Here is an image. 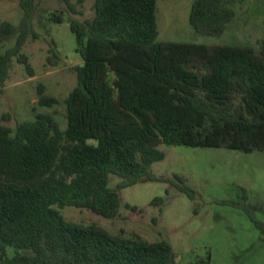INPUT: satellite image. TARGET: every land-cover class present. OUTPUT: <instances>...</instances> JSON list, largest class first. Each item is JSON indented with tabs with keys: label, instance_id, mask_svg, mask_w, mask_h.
Masks as SVG:
<instances>
[{
	"label": "trees",
	"instance_id": "obj_1",
	"mask_svg": "<svg viewBox=\"0 0 264 264\" xmlns=\"http://www.w3.org/2000/svg\"><path fill=\"white\" fill-rule=\"evenodd\" d=\"M243 1L194 0L190 23L199 33L221 34L235 15L232 6ZM20 5V26H0V93L14 58L34 76L22 51L37 0ZM156 12L157 0H96L92 20L70 23L83 64L65 99L66 129L50 114L15 130L0 126V264H175L165 240L112 236L66 221L59 209L117 217L119 190L164 181L151 171L165 158L161 144L264 150V51L158 42ZM52 20L62 23V14ZM13 38L14 46L3 51ZM39 93L40 106L57 103ZM112 175L121 179L116 189L109 186ZM163 203L157 198L152 205ZM188 264L212 263L207 257Z\"/></svg>",
	"mask_w": 264,
	"mask_h": 264
},
{
	"label": "rangeland",
	"instance_id": "obj_2",
	"mask_svg": "<svg viewBox=\"0 0 264 264\" xmlns=\"http://www.w3.org/2000/svg\"><path fill=\"white\" fill-rule=\"evenodd\" d=\"M21 0H0V26L16 27L24 17ZM37 0L31 21L32 34L23 48L33 67L30 76L17 59L0 93V126L15 130L19 123L50 114L62 129L67 126L65 99L77 86V68L83 64L77 52L72 20H92L96 0ZM194 0H157L158 42L213 46L252 47L264 51V0H244L232 6L235 13L223 33L197 32L190 23ZM62 14L63 22L53 21ZM15 38L2 49L13 47ZM55 98L52 107L39 105L40 93ZM239 102H235L238 107ZM164 160L154 163L152 173L164 181H142L119 190L120 213L105 218L86 209H59L68 222L97 226L123 239L165 240L176 255L175 264L211 258L212 264H264V150L246 153L228 148L159 145ZM176 176L197 192L195 199L181 192ZM121 181L110 176L109 186ZM163 198L162 205H152ZM131 207H137L133 211ZM253 218H252V217Z\"/></svg>",
	"mask_w": 264,
	"mask_h": 264
}]
</instances>
